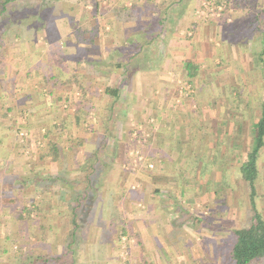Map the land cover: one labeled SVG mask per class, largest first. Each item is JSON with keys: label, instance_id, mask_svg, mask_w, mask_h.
<instances>
[{"label": "rangeland", "instance_id": "obj_1", "mask_svg": "<svg viewBox=\"0 0 264 264\" xmlns=\"http://www.w3.org/2000/svg\"><path fill=\"white\" fill-rule=\"evenodd\" d=\"M40 1L27 0L29 5H35ZM154 1L57 0L56 2V0H48L50 5L55 3L53 9L45 15L49 21L43 23L38 30L25 29L23 34L31 39L24 38L25 40L21 39L18 43L8 42L10 46L5 52L7 55L3 58L1 67L6 65L7 74L14 73L16 82L22 83L23 79L27 78L29 84L26 83L25 87L15 89L10 83L13 92L19 94L17 98L22 97L25 105L23 104V107L19 109L14 108L8 114L4 126H0V130L11 127L7 136L11 151L8 152L5 145L0 146V194L5 177L37 174L65 176L68 173L69 180L64 184L52 182L49 179L36 180L24 188L16 204L8 207L0 206V264L28 263L31 255L35 257L47 253V249L54 256L66 253L70 242L68 235L71 225H68L69 220L63 214L67 212V208L63 209L62 206L66 204L65 200L69 199L70 194L82 187L78 179L84 174L80 175V170L77 169L88 155L93 154L95 147L101 145V138L104 135L103 125H100L102 115L108 117L110 114L113 116V119L109 120L112 134L109 132L110 134L106 136L109 146L105 149L117 147V149L114 147L115 167L99 184L103 189V196L99 197L96 204L92 206V215L82 227L83 236H79L78 242L74 244L78 264L232 263H229L231 260L226 244L233 239L235 228L250 226L254 214L251 206V188L243 163L255 145L254 127L257 121H254V125L250 121L258 116L260 118L264 111V0H213L215 5L207 4L206 0H185V6L189 5L191 11L189 19L191 21L197 19L201 23L197 33L190 28L187 31L184 28L172 29L170 32L171 28L168 25L161 26L160 30H157L158 27H151L152 23L144 24V20L140 21L139 15L131 17L128 14L130 11L123 10L125 8L129 10V7L135 5L144 6L143 3H146L148 7H168L165 15L166 18H171V13L176 9H168L176 5L179 7L183 0H162L159 4H155ZM31 18L30 25L34 17ZM85 22L92 25L90 30L83 29L82 25ZM98 23L100 26L97 25ZM130 23L132 25L128 26ZM109 26L111 30H108ZM117 27L123 34L114 36L115 31L118 30ZM77 28L82 29L80 35L84 39H88L91 36L89 31H93L94 46L89 47L91 42L76 46ZM151 33L157 34V36L154 35L155 37L163 35L161 37L163 41L158 40V44L151 45L155 51L162 47L170 51L172 46L168 45L167 38L171 35L190 42L197 41L198 38L202 41L208 40L211 42L212 51L215 52L212 54L214 66L220 68L225 65L226 62L219 59L217 54L228 51L225 57H228L227 60L236 69L232 70L235 73L229 75L225 69L224 72L228 76L217 78L213 75L209 76L211 74L209 72L208 76L194 78L193 82L181 77L179 71L169 73L170 82L173 83L171 88H178V95L188 99H197L199 95L200 102L213 99L216 114L222 106H231L232 118L239 119L235 131L231 130L228 136L231 137L232 149L234 148L232 159H226V163H231L230 172L223 177L222 173H210V175L201 173L202 166V169H197L200 172L184 169L178 174L177 185H186L187 188L181 193L175 191L177 198H173L171 194L176 186L165 185L159 178L161 177L159 172L155 170L156 162L146 159L150 150L147 151L143 144L145 138H148L149 129L153 128V126L150 127V123L157 124V121L152 118L150 121V118L146 119L145 115L141 118L140 113L139 117L143 123L138 124L139 120L136 121L134 115L128 114L125 105L133 99V94H129V90L124 89L127 86L126 83L121 84L123 91L121 90V99L116 105L109 104L107 96H99L97 88L92 92L87 89L88 92L84 97L76 94L77 92L72 96L69 95L71 101H61L63 104L58 102L57 97H66V94L55 97L49 93L44 94L41 89L43 85L40 81L41 75H45L49 70L57 73L60 62L66 64L65 68L78 69L81 79L83 76L91 75L89 69L93 67L90 63L78 62L76 59L69 60L68 55L77 54L85 59L89 55L97 57L98 60H102V63H107L106 66L110 62L127 61V58L132 55L130 52H134L133 54L139 58H144L146 53L143 50L144 47L137 43L133 45L135 42L133 38L142 40ZM11 35L13 37L14 33ZM37 47L41 49L38 57L23 60L22 66L28 69L34 70L32 65L38 67L35 70L36 75L33 71L29 72L31 75H27L19 70V65L14 63L26 55L24 52L29 53L30 49L35 51ZM115 47L118 48L115 50ZM87 48L90 49L87 51ZM231 49L238 53L234 62L230 60L232 56L235 58L233 54L229 55V52H233ZM50 51H55L56 54L52 53L48 56ZM48 59L50 63L47 62ZM129 64L139 66L140 62ZM167 65L166 69H168ZM97 67L99 69V66ZM122 67L123 64L118 68L120 70L105 69V73L109 74L107 73L102 83L98 80L92 81L93 78L90 76L87 77L91 81L85 80V83L89 86V82L96 81L99 83L96 87L105 89L107 84L119 82ZM210 68L211 66L208 65L203 67L205 71ZM246 68L248 74L245 72ZM113 71L114 79L110 76V72ZM164 84L166 85V82ZM91 85L92 88L95 87L94 83ZM133 85L136 86V83ZM68 88L71 90L72 87ZM171 88L169 89L172 91ZM79 101H82L81 106L86 104L88 107L89 122L85 117L81 128L78 127L79 130L72 134L77 141L75 142L76 152H72L74 155L70 163L66 158H60L59 161L50 157L40 158L43 149L48 148L44 135L53 124L52 122L59 117V119L62 116L65 117L67 113L73 115ZM50 102L57 106L61 105L60 109L54 112L50 110L49 114V109L44 107H48ZM9 103L11 106L14 105L13 102ZM0 105H3L1 101ZM110 105L114 106V110H111ZM50 106L53 107V104ZM103 121L107 123L106 119ZM224 127L221 129H226ZM55 130L57 133L60 131L58 128ZM216 136L222 139L220 134H216L215 139ZM91 137L96 142L85 143V140H90ZM61 139L64 144L63 140L66 138L61 137ZM238 139L240 149H235L239 143ZM217 144L223 152L225 144L220 142ZM102 153L103 151L100 153L103 159L108 158ZM210 161V163H222L223 159L220 161L218 157H213ZM150 164L154 166L151 167ZM199 164H204L203 159H199ZM210 166L209 168H214ZM258 169L256 201L264 218V147L259 151ZM62 170L65 173H61ZM71 185H74V188ZM160 185L168 189V192L163 193L164 196H161L164 189H160ZM48 201L54 203L52 206L56 210L54 217L49 215L52 211H48ZM24 205L28 206L30 214L24 209ZM18 211H23L24 218L21 221L16 216ZM123 229L127 230L126 234L122 232ZM254 264H264V259Z\"/></svg>", "mask_w": 264, "mask_h": 264}, {"label": "crops", "instance_id": "obj_2", "mask_svg": "<svg viewBox=\"0 0 264 264\" xmlns=\"http://www.w3.org/2000/svg\"><path fill=\"white\" fill-rule=\"evenodd\" d=\"M161 1L162 0H155L154 3L159 4V2ZM143 4L144 6H140L136 8V11L134 12L135 16L139 15L138 17L139 20L140 21L144 20V24L152 23L151 27L152 28L158 27L157 30H160L161 26L168 25L171 28L170 32L172 31V29L179 30L181 28H184V30L187 31L190 28V30L192 29L195 33H197L198 29H200L201 27L200 21H198L197 19L196 20L192 19L193 21L192 22L189 19V15L191 14V11L189 10V5L185 6V0L182 1V5H180L179 7H177L178 5H176V7H172V8L170 7V9H168V10H173L174 8L176 9L174 10L175 12L171 13V16H172L171 18H166V15H165L168 7H165V8L155 7V6L148 7L146 3H143ZM85 12L88 13L87 11ZM102 18L104 19V16ZM101 22L103 21L101 20ZM99 23L97 24L98 26H100ZM131 25H132L131 23L128 24V26H131ZM82 27L85 30H90L92 28V25L89 24L88 22H85V24L82 25ZM107 28L108 30H111L110 26ZM117 28L118 30L115 31L114 36L115 35L118 36V34L121 35V33L123 34L121 29L119 27ZM154 35L155 34L151 33L148 37H145L142 40L141 38L136 39V37L134 36H133L134 38L132 37L133 39H135V42L133 43V45L137 43L144 47L143 50L146 51L144 58L142 57L139 58L137 55L133 54L134 52L129 51L130 53H132V55L130 56V58L129 57L127 58V62L129 63L140 62V65L138 66V65L129 64L130 69L127 72H124L125 69H122L121 71L124 72V74L121 75V73H119L120 75V79H118L119 82L115 81V83L112 85L114 87L120 86V92H121V90L123 91L121 84L126 83L125 85L127 86L124 89L129 90L128 91L129 94L131 93L133 94V99L130 100L128 104L125 106L127 107L128 114H130L131 116L134 115L135 116L134 118H136L135 119L136 121L139 120L137 122L138 124L143 123L142 119H140L139 117L140 113H141V118L143 115H145L146 119L150 118L149 120L151 121V118H152L157 121V124L150 123V127L153 126V128L149 129V132H148L149 135L147 136L148 138H145V143L143 144L144 148H146L147 151L150 150L149 151L150 153L147 154L146 159L147 161L156 162L155 170L159 172L160 174L159 176H161L159 178L160 180L163 181L165 185L171 184V185L176 186L175 188L171 186L172 188H174V191L172 190L171 187H170L171 189L170 188L169 189L172 190L171 194L173 195V198H177L175 191H178L181 193L185 188H187L186 185H177L178 174L182 173L184 169L186 170L191 169V170H194L195 172L197 169L203 168L201 173L203 172V173H206L207 175H210V173L211 174L212 173H215V174L222 173L223 177L227 172H230L231 163L230 162L226 163V159L228 160L232 159L233 157L232 151L234 150V148L232 149V140H231V137L229 138L228 136L231 130L235 131V128H236L235 126L239 122V119L232 118L231 106H227V105L222 106L220 110H218V114H216L215 113L216 107H215V103L213 99L207 102H200L198 100L199 95H197V99L196 98L188 99L187 97H184L183 95H178V88L176 89L171 88L173 86V83L170 82L169 73L170 72L176 73V71H179L181 77H183L184 79L186 78L190 79L189 71L186 69L187 62L198 67L197 69L193 71V74L195 75L194 78H197V79L208 76L207 74H209V72L211 73L209 74V76L213 75V77L215 78L225 77V76H228L230 73H235L234 71H232L235 68L233 67L231 63H229L230 61L227 60L228 57H225L226 56L225 54L228 53V51H226V53L225 52L223 53L221 52L218 54L216 53L219 59H221L222 61H225L226 63L224 66L220 68H216L214 66L215 65L213 63L214 59L212 58L214 55L212 56V54H214L215 52L212 51L211 42L210 41L208 42V40L202 41L200 40V38H198L196 39L197 41L192 40L190 42L189 40L181 39V38L179 39L171 35V37L167 38L169 42L168 45L172 46L171 50L169 51V49H166L165 47L163 49L162 47L159 50L156 49L155 51V49H153L154 47H151V45H156L158 44L159 41L160 42L163 41L161 40V37H163V35L160 34V36L158 35V37H155L157 36V34L155 36ZM30 51L31 49L29 50V52ZM231 51H233L234 53L229 52V55L233 54L235 58H233L232 56L230 60L234 62L236 61L234 59H236V54L238 53H236L234 49H231ZM50 52L51 53H49L48 56H50L53 53L52 51ZM194 55H196V57H194ZM90 58H92L91 61L98 60L97 57L90 56ZM238 58L240 57L238 56ZM238 58H237V62H239ZM79 61L87 62L88 59L87 57L86 59L85 57L84 58L81 57ZM47 62L50 63V60L48 59ZM14 64H16L17 66L19 65L20 67L19 70L25 72L27 75L31 71H33L36 75L35 70L38 69V67L32 65L34 69L32 70V69H28L22 66L23 59L17 60V62ZM166 65L168 69L165 68ZM205 65L211 66V68L205 71L203 69ZM65 66L66 64L63 63V67H62L63 71L66 74L71 75L70 68L68 67L65 68ZM247 68L245 69L246 74H248V71H246ZM225 69H227L226 72L228 73V75L226 72H224ZM89 70L91 72L90 73L91 76L95 78V80H98L102 83L105 77V74H104L105 70H103V68L101 67H99V69L98 67H96V69L94 70L93 69H89ZM114 71L110 73V76L114 75ZM55 74L56 73H54V75ZM29 75H31V73ZM50 75H51L50 70L45 75H41L40 81L41 83H43V85H41L42 86L41 89L43 93L46 95L49 93L55 97L60 94L63 95V93L66 95H70L71 91L68 88L69 86L53 87V86H50V84H53L52 82H46L49 84L47 85L48 87L45 86V83H44L45 81L41 79H43V76H46V79H48ZM176 75H178V73ZM7 76H14V73L13 75L7 74ZM87 78L89 80V77ZM112 78L114 79L113 76ZM23 82L25 83V86H26V83H28L29 81L27 78H25L23 79L22 83ZM165 82H166V85L164 84ZM91 83L95 84L94 88H92ZM135 83H136V86L133 85ZM200 83H201V80H200ZM98 84L99 83H97L96 81L89 82V86L87 85L86 88L89 89V92H92L93 90L98 89L99 96L104 95L103 87H96V85ZM90 86H91V89H90ZM169 88H171L172 91ZM86 92L88 91L86 90ZM75 93L79 94V96H82L83 94L81 90L79 89L74 90L73 94ZM219 93H221V90H219ZM16 94L18 93L16 92ZM173 95L175 96L172 97ZM66 99H67L66 97H60V96L57 97V100L60 103L61 101H66ZM192 99H194L195 101ZM54 101L56 102V100ZM139 102H142V103L140 104ZM13 104L15 105V109H16L17 108L16 103H13ZM52 104H53V107L50 106ZM50 105H48V107H44V109H49V114L51 111L53 112L54 110L57 111L58 109H60V106H61V105L57 106L53 102ZM97 108L98 107H96V109ZM132 111L134 112L132 113ZM137 113H138V116H137ZM95 114H97V112H95ZM66 116H69V118H66ZM66 116L65 117L62 116L61 119H59L60 118L59 117L56 119V121H53L52 123L54 124L57 122V124L60 125V122L62 120H66L68 122V127H71L70 134L68 133V135L62 137V138L64 137L66 138L63 140L65 145L62 144L61 138L58 139L60 140L61 146L64 147L67 151L66 155H64V158H66L69 162L71 157H73L74 155V153L72 152L73 151L76 152L75 142L77 141V139L72 137L71 134H75L76 130H79V128H77V126H75L73 123L74 122V119L72 118L73 115L71 114L68 115L67 113ZM86 118H87V122H89L88 115H86ZM134 118L132 119L134 120ZM258 120H259V116L257 118H252V121L250 122L251 124L254 125L255 123L254 121L258 122ZM154 125H157V127H154ZM223 126H225L226 129H221V127ZM216 134H220L222 139L220 138V136L219 138L216 136V139H215ZM57 138L58 137H55L56 140ZM216 140H218V142H220L223 145L225 144V146H223L224 147L223 152L218 148L219 145L217 144L218 142L216 143ZM94 141L95 140L93 139V137H91L90 140L88 139L85 140V143L87 142L93 143ZM238 142H239V139H238ZM239 144L240 142L236 145L235 149L236 148L240 149ZM71 147H73V149L75 150H71ZM213 157H218L220 161L221 159H223L222 163L221 162L210 163L211 162L210 159L213 160ZM199 159H203L204 164H199ZM227 165H229V168H227ZM209 166L214 167V168H209ZM204 167H206L205 170H204ZM197 171L200 172V170H197ZM159 188L161 189L163 187L161 186ZM163 189L164 190L161 196H164L163 193L165 191L168 192V189L166 188H163ZM160 202L162 203V201ZM52 206H54V203L51 201H48L47 203V208L49 209L48 211H52V213L49 214L50 217H54L56 213L55 208L54 207L52 208ZM151 212L153 213V211ZM65 213L66 211L63 214ZM48 238H53V237H48ZM48 250L49 249H47V252Z\"/></svg>", "mask_w": 264, "mask_h": 264}, {"label": "trees", "instance_id": "obj_3", "mask_svg": "<svg viewBox=\"0 0 264 264\" xmlns=\"http://www.w3.org/2000/svg\"><path fill=\"white\" fill-rule=\"evenodd\" d=\"M57 2V0H56ZM48 0H41L40 2L36 3L35 5H29L27 0L20 1V0H0V101L3 105H0V126H4L3 124L7 120L8 114L14 110L15 105H10L9 102L16 103L17 109L20 107H23V104L25 103L22 101L21 98H17L16 92H13L12 88L10 87V83H12L13 87L16 88H23L25 87V83H18L15 80V77L13 76H7L6 73V65H3L1 67V64L4 62L3 58L7 55L8 49H9V43L19 42V40L23 39H31L30 37H27V35H24L25 29H33V31L38 30L40 27H42L43 23L48 22L49 20L46 18V14L53 9V4H49ZM97 5V2H96ZM137 6L129 7L128 9H123L124 11H130L128 14L131 17L135 16ZM127 14V15H128ZM33 18L32 25H30V19ZM82 31L81 28L76 29V37L77 39L75 42L77 43L76 46H78L81 43H90L91 46H94L95 43V35L93 31L90 32V37L88 39H84L80 35V32ZM12 33H14V36L12 37ZM25 38V39H24ZM51 39V38H50ZM9 42V43H8ZM41 48V47H40ZM118 47L115 48V50ZM90 48H87V51ZM41 49L37 47V50H31L29 53L24 52L26 55L22 57L23 60L30 59L31 57H38V52ZM28 53V54H27ZM40 54V53H39ZM53 54H56L55 51H53ZM74 54L76 52L74 51ZM40 56V55H39ZM60 56V55H59ZM70 60H77L79 62V59L81 58L80 55L71 56L69 55ZM90 55L87 57L88 63L90 65H93V68L96 69L97 66L107 69V70H115L120 68V66L123 64L122 69H125L124 72H127L129 68V62L127 61H121L122 64L119 62L112 63L110 62L107 66V63H102V60H96L91 61ZM81 62V61H80ZM105 62V61H104ZM103 65V66H102ZM58 71L57 73L54 71H51V75L48 79H46V76H43V81H45V86H47L49 83L46 82H52L53 84H50V86L53 87H65L70 86L71 93L73 95L74 90L79 89L81 90L82 97L85 96L87 93V84L85 83V79L88 78L87 76H83V79H81L79 71L71 69L70 72L71 75L66 74L60 67H63V63H58ZM78 68V67H77ZM198 67L195 65H192L191 63H186V69L189 71L190 79L189 82H193L194 74L193 71L197 69ZM121 69V70H122ZM52 70V69H51ZM120 70V69H118ZM124 72L120 71L121 75L124 74ZM54 73H56L54 75ZM108 73V72H107ZM105 74V77L108 75ZM111 73V72H110ZM29 75V74H28ZM89 76V75H88ZM91 76V75H90ZM14 78V79H13ZM91 78H93L91 76ZM91 81V79L89 78ZM95 78H93L92 81H94ZM104 80V79H103ZM48 87V86H47ZM50 88V87H49ZM104 95L109 98V104H118V102L121 99V92H120V86L114 87L112 84H107L104 89ZM71 95V96H72ZM71 96H66V101H71ZM60 100V98H59ZM21 104V105H20ZM82 101H79V104H77V107L75 109V112L73 114L74 118V125L77 126V128H81L85 121L86 115H88V107L86 104L81 106ZM110 105L111 110H114V106ZM2 106L4 108H2ZM35 107V106H34ZM90 108V107H89ZM112 113V112H111ZM112 114H110L108 117L102 115V119L100 122V125H103L104 129V135H102L101 145L99 144L97 147H95L93 154L88 155L83 163L79 164L78 171L80 170V175L84 174L82 178L78 179V182H80L81 186L77 192H73L70 194L69 199L66 200V204L62 206L63 209L67 208V212L65 213V216L68 218V222L66 219V222L68 225H71V228L69 230V239L70 242L68 243V250L65 254L54 256L50 250H48L45 254H39L37 256L29 257L28 263H21L20 258L19 262L16 264H78L77 256H76V249L74 248V244L78 242L77 238L80 236H83V225H85L84 222L86 220H89V218L92 215V206L96 204L97 199L99 197L103 196V189L101 188L100 183H102L103 178L110 174L112 171V168L115 167V152L117 149L116 146H114L112 149H105L109 146L107 143L106 136L110 134L111 132L109 127V120L110 118L113 119ZM69 118V116L67 117ZM106 119L105 123L103 120ZM104 122V123H103ZM255 135H254V142L255 145L253 146L252 150L248 153L247 160L243 163V168L247 172V180L249 182L250 188H251V206L253 209V220L250 226L248 227H240L235 228L233 230V239L229 242H227L226 246H228L229 250V257L231 264H254L262 259H264V218L259 211L256 201V180L258 178V157H259V151L264 147V111L259 118L258 122L255 123ZM99 125V126H100ZM11 127H5L0 130V146L5 145L8 152H10V145L7 143V136H9V130ZM55 128H58L60 133L55 130ZM70 128L68 127V122L66 120H63L60 122V125L57 123L52 124L49 127V130L44 135V140L46 145L48 146L47 149H43L41 152L40 158H47L50 157L53 160L59 161L60 158H64V155H66L67 151L64 147L60 145V139L63 136L70 134ZM64 130V131H62ZM72 131V129H71ZM112 134V132H111ZM72 135V134H71ZM53 136V137H52ZM57 136V140L54 139V137ZM71 137V136H70ZM119 141V139H117ZM96 142V141H95ZM76 148V147H75ZM72 150L73 147H71ZM102 154L107 155L108 158L103 159L104 157H101ZM8 154V153H7ZM101 167V170H100ZM76 170V171H77ZM114 170V169H113ZM61 173H65L64 170L61 171ZM79 176V175H78ZM46 180L49 179L52 182H58L60 184L67 183L69 180L68 173L65 176H41V174L37 175H29V176H13L8 178L5 177V181L2 184V192L0 194V206L8 207L10 205H14L17 202V198L22 194L24 188L26 186H29L31 183H34V181L39 180ZM18 182V183H17ZM17 183V185H16ZM74 186V185H73ZM71 185V187H73ZM74 188V187H73ZM12 192V193H8ZM17 193V194H16ZM25 210H28V206H23ZM17 213V219L20 221L24 218L23 211H18ZM29 214L31 211H29ZM29 216V215H28ZM81 230V231H80ZM124 234L127 233V230L123 229L122 231ZM77 240V241H76ZM47 249V248H46ZM24 262V261H23Z\"/></svg>", "mask_w": 264, "mask_h": 264}, {"label": "built area", "instance_id": "obj_4", "mask_svg": "<svg viewBox=\"0 0 264 264\" xmlns=\"http://www.w3.org/2000/svg\"><path fill=\"white\" fill-rule=\"evenodd\" d=\"M207 4L209 5H215V3L213 2V0H206ZM151 167L154 166V164H150Z\"/></svg>", "mask_w": 264, "mask_h": 264}]
</instances>
